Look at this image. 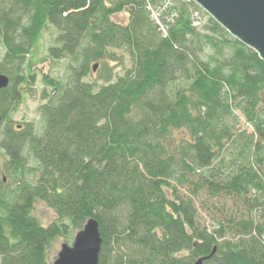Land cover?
<instances>
[{"label": "trees", "instance_id": "trees-1", "mask_svg": "<svg viewBox=\"0 0 264 264\" xmlns=\"http://www.w3.org/2000/svg\"><path fill=\"white\" fill-rule=\"evenodd\" d=\"M49 29L62 73L41 77L39 125H18ZM0 48V264H52L49 245L90 219L99 264H196L215 249L204 264H264L255 51L188 0H0ZM38 200L56 214L47 227Z\"/></svg>", "mask_w": 264, "mask_h": 264}, {"label": "water", "instance_id": "water-1", "mask_svg": "<svg viewBox=\"0 0 264 264\" xmlns=\"http://www.w3.org/2000/svg\"><path fill=\"white\" fill-rule=\"evenodd\" d=\"M219 24L230 36L255 51L264 61V0H188ZM98 68L94 67V71ZM10 85L8 76L0 74V93ZM2 115L0 112V123ZM99 223L90 219L77 233L73 244H64L53 264H99L102 248ZM216 253L200 259L204 264Z\"/></svg>", "mask_w": 264, "mask_h": 264}, {"label": "rangeland", "instance_id": "rangeland-1", "mask_svg": "<svg viewBox=\"0 0 264 264\" xmlns=\"http://www.w3.org/2000/svg\"><path fill=\"white\" fill-rule=\"evenodd\" d=\"M129 16L128 10H125L124 12L113 17V21L118 24L126 25L129 22ZM53 33L54 32L51 29L46 31L38 49L34 51V66L32 70L37 74V83L35 86H33L32 91L27 88L28 96L26 95L25 102L21 105L19 111L13 115V120L17 122L18 125H23L25 123H34L35 125H39L40 116L37 110L41 104L40 95L44 88L41 77L44 74L54 78H59L61 76L62 64L54 62L46 57V49L54 39ZM4 54L5 51L0 48V61L4 58ZM2 161L4 162V158L0 157V163H2ZM34 215L45 227L49 226L56 219V214L53 209H51L45 202L41 200H38L35 204ZM208 222L210 223V221ZM76 235L77 232L74 233L73 238H75ZM73 242L74 239L68 242L63 238L54 240L48 247L51 263L53 264L56 261L64 244L68 243V245L71 246Z\"/></svg>", "mask_w": 264, "mask_h": 264}, {"label": "built area", "instance_id": "built-area-1", "mask_svg": "<svg viewBox=\"0 0 264 264\" xmlns=\"http://www.w3.org/2000/svg\"><path fill=\"white\" fill-rule=\"evenodd\" d=\"M167 5H168V4H167ZM153 17L157 20L158 23H160L159 20H158V16H157L156 13L153 14Z\"/></svg>", "mask_w": 264, "mask_h": 264}]
</instances>
